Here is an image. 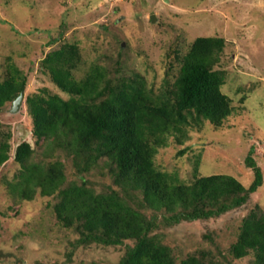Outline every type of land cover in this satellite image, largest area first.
<instances>
[{
  "label": "rangeland",
  "instance_id": "1",
  "mask_svg": "<svg viewBox=\"0 0 264 264\" xmlns=\"http://www.w3.org/2000/svg\"><path fill=\"white\" fill-rule=\"evenodd\" d=\"M199 37L223 41L214 71L221 73L220 90L232 113L219 128L191 121L182 144L170 136L158 149L155 166L185 184L220 174L248 188L253 174L244 160L253 146L263 184L245 206L219 218L155 231L176 264L200 249L226 253L247 213L255 207L264 213V0H0V81L13 68L26 78L18 107L16 98L0 108V143L8 148V160L0 166V264H118L124 254L122 247L91 245L78 248L67 263L69 242L77 235L57 223L56 199L38 192L31 200L21 199L10 189L21 172L14 160L18 145L25 142L33 149L29 163L41 164L45 151L33 136L27 98L44 95L42 90L68 98L42 71L43 59L74 45L79 56L71 70L75 79L95 67L110 78L137 74L159 95L171 88L181 57ZM97 171L87 176L96 193L111 183ZM72 173L68 162L69 181ZM217 258L224 264H253V257Z\"/></svg>",
  "mask_w": 264,
  "mask_h": 264
},
{
  "label": "trees",
  "instance_id": "2",
  "mask_svg": "<svg viewBox=\"0 0 264 264\" xmlns=\"http://www.w3.org/2000/svg\"><path fill=\"white\" fill-rule=\"evenodd\" d=\"M222 44V39L196 38L181 57L173 85L159 95L146 89L137 74L110 78L95 67L83 79H75L71 70L79 56L74 45L43 59L42 71L68 98L46 90L27 98L33 136L36 143H44L45 151L41 164L29 163L33 149L25 142L18 145L14 160L21 172L9 186L21 199L31 200L37 192L56 199L52 210L57 223L77 235L69 242L67 263L78 248L99 245L124 248L118 264H176L173 252L155 231L219 218L245 206L262 186L253 146L244 160L253 174L248 188L220 174L185 184L155 166L158 149L166 147L170 136L182 144L184 127L191 121H207L219 128L231 115L230 100L220 90L223 78L214 71ZM25 86L26 78L11 69L0 81V108L13 102ZM7 149L0 143V166L8 160ZM93 170L111 180L97 193L87 178ZM226 255L234 260L253 257V264H264L260 208L251 209L241 220L226 253L200 249L178 264H224L217 257Z\"/></svg>",
  "mask_w": 264,
  "mask_h": 264
},
{
  "label": "water",
  "instance_id": "3",
  "mask_svg": "<svg viewBox=\"0 0 264 264\" xmlns=\"http://www.w3.org/2000/svg\"><path fill=\"white\" fill-rule=\"evenodd\" d=\"M151 20H154V17H151ZM24 91H21L20 95L17 97V99L14 101V108H17L18 105L21 103L23 99Z\"/></svg>",
  "mask_w": 264,
  "mask_h": 264
}]
</instances>
